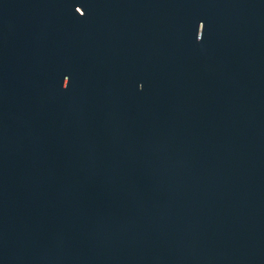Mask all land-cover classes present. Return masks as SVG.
I'll return each mask as SVG.
<instances>
[{"label": "water", "instance_id": "95a60500", "mask_svg": "<svg viewBox=\"0 0 264 264\" xmlns=\"http://www.w3.org/2000/svg\"><path fill=\"white\" fill-rule=\"evenodd\" d=\"M0 264H264V0H0Z\"/></svg>", "mask_w": 264, "mask_h": 264}]
</instances>
